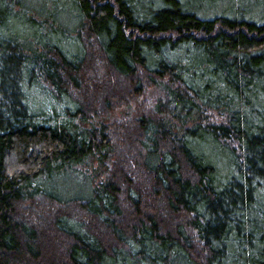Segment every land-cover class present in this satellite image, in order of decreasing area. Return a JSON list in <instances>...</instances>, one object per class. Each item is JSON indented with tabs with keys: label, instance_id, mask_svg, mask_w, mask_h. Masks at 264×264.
<instances>
[{
	"label": "trees",
	"instance_id": "16d2710c",
	"mask_svg": "<svg viewBox=\"0 0 264 264\" xmlns=\"http://www.w3.org/2000/svg\"><path fill=\"white\" fill-rule=\"evenodd\" d=\"M46 2L0 0V264H264V23L201 20L181 0ZM47 19L54 44L37 37ZM82 36L123 81L99 76L83 105L67 92L82 86ZM149 89L122 135L147 187L108 127L81 125L94 101L129 110ZM33 93L55 106L31 108ZM42 199L87 218L55 210L42 230L22 214Z\"/></svg>",
	"mask_w": 264,
	"mask_h": 264
},
{
	"label": "rangeland",
	"instance_id": "374dc122",
	"mask_svg": "<svg viewBox=\"0 0 264 264\" xmlns=\"http://www.w3.org/2000/svg\"><path fill=\"white\" fill-rule=\"evenodd\" d=\"M46 1L47 0H26V4L29 7L36 4L40 9H42V7H45L47 4ZM136 2L138 11L142 10L145 12H150L154 7H157L161 3V0H136ZM181 3L190 12L192 11L194 14H196L201 20H213V18L216 16L226 15L229 17L238 16L245 19H253L257 21L258 24L264 23V0H181ZM34 16L36 21L42 20L41 17L35 14ZM59 21L61 28L65 30H72L76 27L73 22H70L68 15L60 17ZM50 25H54L52 20H45L44 25L37 34V37L41 38L43 44H54L57 42V38L53 37L51 33ZM72 36H74V34L71 35V37ZM81 43L84 47V71L82 72L84 74H82V86L79 89H74L72 87L67 89V92L71 95L73 103L75 102L77 104L84 103V97L89 99L95 95V90L91 89L95 82L100 85H106V80H109L110 82L112 80H119V83L123 82L116 75H112L110 70L103 67V59L101 58V54L92 38L90 39L86 36H82ZM40 47L41 46L38 47L39 51ZM104 74L106 75L104 77L106 80L100 81L99 78L102 75L104 76ZM158 95L159 93L156 90L149 89L147 93L132 103V108L130 107L129 110H126L125 106H119L118 104L112 109H107L103 99L94 101L96 115L91 114L90 118H87V121H85L86 123H83V125L79 123V125L86 128L91 126L99 127L101 125L108 127L115 147V157L121 158V165L128 171V174L132 176L134 180L139 182L141 186L144 185L147 187H149V181L146 179L143 170L139 167V158L137 157L135 149L131 146L128 147L126 143H124V141L127 139L122 135L126 129L129 133L136 130L134 118L137 117L139 113H142L143 110H146L150 104L152 105L157 99ZM29 99L28 105L33 109H37L39 106H55L53 102L49 103V101L45 100V98H40L38 94L33 93L32 96H29ZM127 102L129 103V100H127ZM50 113L51 112L49 111V114ZM78 120L79 118L75 120L76 123L79 122ZM261 195L264 196V190L261 192ZM120 203L123 211H127L128 204L125 203L123 195L121 196ZM26 204L27 203L23 205V218L27 219V221H30V223L32 221L38 226H41L42 230H44V228L48 225L45 217L49 216L50 213L55 212V210H61L67 215L74 217L73 219L75 220L87 218L78 205L70 204L60 207L56 206L55 204L50 205L49 202L45 201L44 199L40 201L38 200V205L36 207H32L31 209L30 206ZM161 205H164V202L161 203ZM163 207L164 206H162L160 213L161 215L166 216L168 213H166ZM27 208L30 210H27ZM259 209L263 213V217L256 215L255 220H264V200L259 203ZM262 227H264V224Z\"/></svg>",
	"mask_w": 264,
	"mask_h": 264
}]
</instances>
